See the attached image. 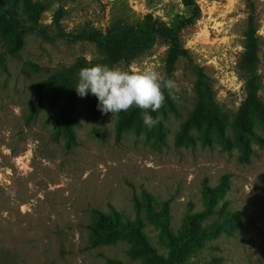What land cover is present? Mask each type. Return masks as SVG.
Wrapping results in <instances>:
<instances>
[{"label": "rangeland", "instance_id": "374dc122", "mask_svg": "<svg viewBox=\"0 0 264 264\" xmlns=\"http://www.w3.org/2000/svg\"><path fill=\"white\" fill-rule=\"evenodd\" d=\"M32 1L45 7L34 30L13 37L0 17V264H153L134 251L131 237L93 245L94 212L113 208L132 220L134 199L145 191L157 210L169 203L176 232L203 211L204 185H223L214 214L202 221L222 228L199 237L184 264H264V119L252 115L244 130L235 124L253 87L264 101V0H195L200 17L180 31L176 58L157 40L117 60L70 36L83 28L105 35L112 25L135 27L148 15L172 25L191 9L182 0ZM249 29L258 45L250 70L240 65ZM98 63L159 70L179 91H165L163 107L148 110L159 121L152 128L135 106L102 114L95 96L75 91L79 70ZM59 75L62 88L38 94L41 82ZM199 81L210 92L204 99L195 91ZM201 106L218 110L219 128L206 124V113L196 114ZM65 113L73 118L69 136ZM227 211L241 215L231 234L223 231ZM140 217L149 243L166 259L160 231L143 209Z\"/></svg>", "mask_w": 264, "mask_h": 264}, {"label": "trees", "instance_id": "16d2710c", "mask_svg": "<svg viewBox=\"0 0 264 264\" xmlns=\"http://www.w3.org/2000/svg\"><path fill=\"white\" fill-rule=\"evenodd\" d=\"M184 6L191 9V15L188 18L179 17L172 25H166L164 22L153 19L152 16H146L144 22L135 27L112 25L102 35L93 28H83L70 37L76 41H89L96 43L107 54L111 60H117L124 54H134L152 47L157 40H161L171 46L172 55L176 58L180 53L177 51L178 36L180 31L200 17V9L195 0H182ZM45 7L43 4L32 0H0V17H2L7 26L12 28L11 35L17 37L25 30H34L36 24L41 18ZM62 11L58 10L53 19V25L57 30L60 29V19ZM245 46L240 59V65L244 69H252L258 62V45L254 32L249 29L244 34ZM65 77L59 75L54 78L41 82L39 86V95L45 94L49 89L62 88ZM198 96L203 99L210 95L209 89L204 81H199L195 87ZM206 113V124L213 128H219L222 118L215 107L202 109V106L196 110V114L202 116ZM252 115H257L264 119V101H262L253 90L250 91L241 104L236 115V127L244 130ZM73 118L65 113L63 116V131L69 136V123ZM118 133L121 129L118 128ZM223 185L209 187L204 185L202 190V200L204 209L201 213L189 217L184 221L181 227L174 232L170 228V208L169 203L165 202L157 210L154 199L145 191L141 194V199H134L135 217L131 220L124 217L121 213L110 208L108 213L95 211L94 226L91 227L93 236V245L101 241H114L117 236H127L135 240L134 251L143 252L153 264H184L191 254L190 246L201 236L218 235L220 225L206 226L202 221L213 215L218 198L222 194ZM224 208V206L222 207ZM144 210L145 219L161 233L160 244L167 250V258L160 256L156 249L149 243L145 234V224L140 217L141 210ZM227 226L223 229L231 234L240 227L241 215L238 211L226 212Z\"/></svg>", "mask_w": 264, "mask_h": 264}, {"label": "clouds", "instance_id": "9594fccd", "mask_svg": "<svg viewBox=\"0 0 264 264\" xmlns=\"http://www.w3.org/2000/svg\"><path fill=\"white\" fill-rule=\"evenodd\" d=\"M75 91L82 98L89 93L95 96L102 114L111 113L113 116L135 106L142 110L144 125L152 128L159 121L148 110L158 112L163 107L165 91L174 96L179 87L175 80L156 69L132 70L98 63L79 70Z\"/></svg>", "mask_w": 264, "mask_h": 264}]
</instances>
